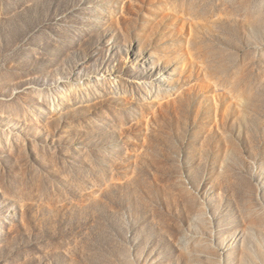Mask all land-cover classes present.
<instances>
[{
  "label": "rangeland",
  "instance_id": "rangeland-1",
  "mask_svg": "<svg viewBox=\"0 0 264 264\" xmlns=\"http://www.w3.org/2000/svg\"><path fill=\"white\" fill-rule=\"evenodd\" d=\"M0 264H264V0H0Z\"/></svg>",
  "mask_w": 264,
  "mask_h": 264
}]
</instances>
